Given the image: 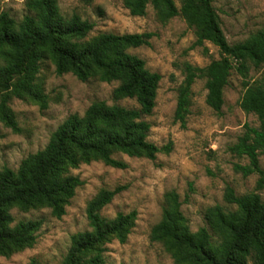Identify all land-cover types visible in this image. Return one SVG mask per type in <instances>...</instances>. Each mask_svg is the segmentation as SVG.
<instances>
[{
    "label": "trees",
    "instance_id": "trees-1",
    "mask_svg": "<svg viewBox=\"0 0 264 264\" xmlns=\"http://www.w3.org/2000/svg\"><path fill=\"white\" fill-rule=\"evenodd\" d=\"M123 0L133 16H141L150 3L158 18L165 22L181 16L194 27L196 44L209 41L219 49L220 57L205 66L185 63L184 78L177 87L174 120L185 125L190 111L192 85L204 79L205 103L220 112L223 91L232 71L241 77L242 92L238 105L254 113L258 127L244 126L243 133L229 147L231 153L245 156L246 164L236 163L234 170L243 176L257 174L253 190L237 194L227 185L223 199L233 208L214 204L204 211L205 225L191 231L181 210L176 190L164 192L160 220L150 229V239L162 242L174 261L180 264H264V200L258 190L264 188V26L248 37L229 42L221 29L212 0ZM30 13L20 20L0 10V121L13 132L20 128L9 102L13 97H29L46 107V98L37 82L40 62L46 56L55 65V73L70 72L85 81H117L112 98L132 99L127 107L105 100L93 101L83 114H71L52 132L46 145L21 160L16 169L0 168V254L30 246L40 220H19L11 207L30 209L47 206L56 217L81 184L69 169L81 161L98 158L121 167L113 157L121 152L129 156L154 159L157 153H169L172 142L162 146L147 139L151 127L146 116L152 114L160 74L149 70L145 61L128 49L147 45L151 33L102 32L89 37L94 23L73 13L64 15L57 0H26ZM258 74L250 77V71ZM121 190L100 189L85 207L90 229L71 235L61 264H104L102 245L115 237L123 242L134 224L135 212H118L113 218L100 210ZM33 264V263H32Z\"/></svg>",
    "mask_w": 264,
    "mask_h": 264
},
{
    "label": "rangeland",
    "instance_id": "rangeland-1",
    "mask_svg": "<svg viewBox=\"0 0 264 264\" xmlns=\"http://www.w3.org/2000/svg\"><path fill=\"white\" fill-rule=\"evenodd\" d=\"M61 12L73 13L94 23L88 38L102 32L151 33L149 43L128 50L145 61V66L160 74L155 107L146 116L151 127L147 139L158 146L172 142L169 153H157L154 159L129 156L121 152L113 157L123 166H112L101 159L81 161L69 169L81 184L65 206L60 217L47 206L30 209L11 207L14 222L40 220L30 246L0 254V264H61L70 245L72 234L90 229L85 214L87 202L100 189L121 187L111 201L100 210L102 216L113 218L116 213L135 212L134 224L126 239H108L103 245L104 264H180L176 263L162 242L150 239V229L161 218L163 194L174 189L182 201L181 210L191 231L205 225L204 211L214 204L233 208L223 199L229 185L237 194L255 187L257 174L243 176L234 170L236 163L246 164L245 156L230 152L247 124L258 127L254 113H246L238 105L242 92L241 77L232 71L223 91L220 112L205 103L204 79L192 85L190 111L185 125L174 120L177 87L184 78L183 66H205L220 57L219 49L209 41L196 44L195 29L177 15L162 22L150 3L141 16H133L123 0H57ZM175 3L179 6L178 0ZM221 29L229 42L248 37L264 26V0H212ZM0 10L20 20L30 13L26 0H0ZM250 77L257 76L255 70ZM37 82L46 98V107L29 97H13L9 106L19 125L13 132L0 121V168L16 169L22 159L43 148L52 132L71 114H83L97 100L136 106L132 99L112 98L117 81L106 82L97 76L85 81L70 72L57 75L49 57L40 62ZM264 167V154L259 156ZM264 200V188L258 190ZM252 264V261H249Z\"/></svg>",
    "mask_w": 264,
    "mask_h": 264
}]
</instances>
